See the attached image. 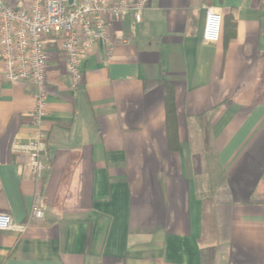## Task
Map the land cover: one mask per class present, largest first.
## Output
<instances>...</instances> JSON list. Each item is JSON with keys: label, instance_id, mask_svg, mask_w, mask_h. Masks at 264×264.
I'll list each match as a JSON object with an SVG mask.
<instances>
[{"label": "crops", "instance_id": "1", "mask_svg": "<svg viewBox=\"0 0 264 264\" xmlns=\"http://www.w3.org/2000/svg\"><path fill=\"white\" fill-rule=\"evenodd\" d=\"M206 7L222 15L216 42L201 38ZM108 34L77 88L48 46L39 176L12 148L30 138L36 89L0 85V264H201L208 248L212 264H264V0H149ZM203 184L221 194L211 245Z\"/></svg>", "mask_w": 264, "mask_h": 264}, {"label": "built area", "instance_id": "2", "mask_svg": "<svg viewBox=\"0 0 264 264\" xmlns=\"http://www.w3.org/2000/svg\"><path fill=\"white\" fill-rule=\"evenodd\" d=\"M148 4L149 0H0V85L21 81L36 89L30 138L12 146L14 151L28 155L32 175L39 176L49 168L41 160L46 148L43 117L49 44H59L72 86L77 88L83 79L81 59L99 44L107 54L111 52L110 24L128 15L139 21ZM221 28V13L206 7L202 40L218 41ZM31 215L36 219L43 215L39 195ZM10 227L11 217L0 213V229Z\"/></svg>", "mask_w": 264, "mask_h": 264}, {"label": "trees", "instance_id": "3", "mask_svg": "<svg viewBox=\"0 0 264 264\" xmlns=\"http://www.w3.org/2000/svg\"><path fill=\"white\" fill-rule=\"evenodd\" d=\"M234 32V29H233ZM164 104L166 113V130L167 138L169 141V147L172 149L173 140L177 139L176 131V117H175V102H174V92L172 87H167L164 91ZM212 191L201 192L202 195V226L200 241L206 244L208 238L209 240L216 241L219 237L217 222H216V207L221 199L220 191L214 194ZM214 257L213 248H208L206 251L202 252L201 264H212Z\"/></svg>", "mask_w": 264, "mask_h": 264}, {"label": "rangeland", "instance_id": "4", "mask_svg": "<svg viewBox=\"0 0 264 264\" xmlns=\"http://www.w3.org/2000/svg\"><path fill=\"white\" fill-rule=\"evenodd\" d=\"M207 186V184H203L202 185V187L200 188L201 189V192H205L206 193V187ZM208 192V191H207ZM216 192H214V194H215ZM214 194H210V195H212V196H214ZM216 241H212V240H209V238H208V240H207V242H206V245H211V244H213V243H215ZM212 249V248H211Z\"/></svg>", "mask_w": 264, "mask_h": 264}, {"label": "water", "instance_id": "5", "mask_svg": "<svg viewBox=\"0 0 264 264\" xmlns=\"http://www.w3.org/2000/svg\"><path fill=\"white\" fill-rule=\"evenodd\" d=\"M71 2V0H69Z\"/></svg>", "mask_w": 264, "mask_h": 264}]
</instances>
